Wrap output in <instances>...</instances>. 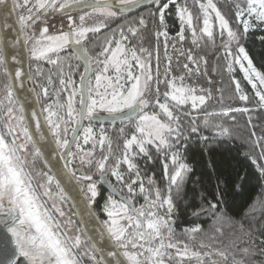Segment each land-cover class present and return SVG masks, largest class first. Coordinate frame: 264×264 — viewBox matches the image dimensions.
<instances>
[{
  "label": "snow or ice",
  "instance_id": "snow-or-ice-1",
  "mask_svg": "<svg viewBox=\"0 0 264 264\" xmlns=\"http://www.w3.org/2000/svg\"><path fill=\"white\" fill-rule=\"evenodd\" d=\"M0 6L7 15L19 10L22 40L16 43L36 63L28 78L41 106L29 119L15 94L25 73L9 72L8 59L16 57L0 46V232L10 235L15 249L7 256L0 242V264H20L21 258L24 264H252L264 257V240L257 241L250 227L228 217L218 203L192 213L197 220L211 214L206 238L195 221L177 236L173 196L192 172L181 159L182 141L199 135L201 124L231 138V126L210 118L238 125L241 114L252 125L253 113L264 116V72L244 44L251 31L264 29V0H151L150 6L144 0H11V5L0 0ZM144 7L146 14L128 18L131 10ZM170 12L178 21L174 35L166 19ZM57 17L62 27L50 33ZM41 61L53 68L45 70ZM237 70L252 96L235 79ZM217 77L228 83L227 92L223 83L216 87ZM201 78L207 86L186 83ZM226 95L242 106L225 105ZM213 101L218 110L210 111ZM196 113H203L202 121ZM117 121L121 126L111 133L103 126ZM260 127L264 132V123ZM251 137L264 159V134L251 130ZM45 147L49 156L63 160L55 174ZM154 155L166 187L141 173L138 158L152 162ZM41 160L47 171L37 170ZM258 167L264 177V166ZM73 182L88 209L102 195L100 185L109 184L101 207L106 218L95 217L101 236L110 241L107 250L74 229L70 217L63 219ZM138 198L143 199L139 206ZM225 229L247 240L224 245L218 237Z\"/></svg>",
  "mask_w": 264,
  "mask_h": 264
},
{
  "label": "trees",
  "instance_id": "trees-1",
  "mask_svg": "<svg viewBox=\"0 0 264 264\" xmlns=\"http://www.w3.org/2000/svg\"><path fill=\"white\" fill-rule=\"evenodd\" d=\"M189 3L191 4V2ZM222 3L221 1L218 4ZM223 10L225 12L228 11L227 5L224 6ZM147 11V7L136 10L129 13L128 18L131 19L134 16L146 14ZM169 16L167 20L173 23V28L169 29V32L171 35H174L178 27L173 20V12ZM54 23L55 27L50 28V33H55L57 29L62 27L59 17L56 18ZM261 36H264V30L257 29L251 31L244 44L254 61V65L259 71L264 72V41L260 39ZM217 43H219V38H217ZM189 45L190 41L186 42L185 47ZM204 51L211 58L212 51L208 49ZM161 55H163V49H161ZM211 62L215 64V61ZM29 65L30 74L33 75L32 65L34 63L32 64L29 61ZM41 66L45 70L53 68L52 65L47 63ZM234 77L241 82L245 93L252 96V90L238 70L234 74ZM206 79L201 78L199 81L195 79L191 81L186 80V83L207 86ZM221 83H223L224 90L227 92L229 90L228 83L220 81L217 77L216 87H220ZM224 103L225 105L235 103L242 106V102H233L228 99L227 95L225 96ZM213 108L218 110L214 101L211 102V107L208 110L211 111ZM196 115L200 116L201 121L203 120V113H196ZM236 115L239 121L238 125H233V122L228 118H210L215 123H222L225 127L231 126V138L216 136L210 129L203 128L201 124L202 130L199 135L192 134L188 140L182 141V159L190 165L192 172L188 175L182 191L178 195L175 192L173 193L174 202L177 206L174 215V229L177 236L181 235L183 229L193 226V221H195L204 229V235L201 238H206L213 224L211 214H202L197 220L192 213L199 211L201 207L207 208L208 202H212L218 203V206L235 222H243L246 228L250 227L257 241L264 240V177L261 176L258 167V165L264 166V159L260 157L261 149L254 147L252 143L255 138H250L251 130H255L258 136L264 134L260 127L264 123V116L253 113V124L248 125L247 116ZM108 126V131L111 133L121 125L117 123L113 127ZM202 137H208V139L204 140ZM253 159L256 160V163H253ZM138 162L141 173L146 179L154 175L158 184L166 187L167 182L162 179V165L155 155L152 162H149L146 158H141ZM100 189L102 195L98 197V201L106 193L101 187ZM92 207L94 208V205ZM99 217L102 221L100 215ZM218 239L224 245H232L233 243L242 245L247 240V237H235L229 233L228 229H225L224 236L218 237ZM233 251H236L235 247ZM261 260H264V257H256L253 259L252 264H260Z\"/></svg>",
  "mask_w": 264,
  "mask_h": 264
},
{
  "label": "water",
  "instance_id": "water-1",
  "mask_svg": "<svg viewBox=\"0 0 264 264\" xmlns=\"http://www.w3.org/2000/svg\"><path fill=\"white\" fill-rule=\"evenodd\" d=\"M8 3L9 5H11V0H8ZM150 3L151 0H144V4L146 6H149ZM140 9L131 10L129 13ZM18 40H22V34L20 33V26L18 23L16 12L11 11V14L7 15L0 11V46L7 45V51L11 53L12 56L16 57L15 61L12 60L11 56L8 59L9 72L14 73L15 70L19 69L25 73L22 82H18L16 84L15 94L19 104L24 105L26 115H28L30 119V114L33 110L38 112L40 111V105L35 103L34 93L32 91V89L34 88V84L33 81L28 78L29 76H31L28 50L23 46L22 43H16V41ZM13 44L15 45V47H12ZM41 123L43 124V117H41ZM117 123H119V121H117L115 124ZM96 124H100V122H97ZM103 124L110 125L112 127L114 126L109 122H103ZM31 131L33 132V134H35L36 130L34 125L31 127ZM42 131L47 133L46 127L42 128ZM44 154L46 158L51 159V164L53 165L52 174H55L57 169L62 167L63 160H58V157H56L54 153L49 156V150L47 147H45ZM41 162L44 165L45 161L41 160ZM100 187L107 193L110 190L109 184L107 182L101 184ZM68 191L69 195L66 200L84 237L86 239L91 238V241L95 243L98 248L107 250L109 247H111V244L106 235L102 237L100 232L98 231L100 225L95 217H98L101 221L99 215L93 207H91V209L85 207V204L82 202V198L75 190V182H73V187H70ZM89 211L92 213L91 216L89 215ZM4 241H7L9 245L8 249H5L6 255H14L15 249L14 246H12L10 243V235L6 232H0V242ZM20 263L24 264L23 258H21Z\"/></svg>",
  "mask_w": 264,
  "mask_h": 264
},
{
  "label": "rangeland",
  "instance_id": "rangeland-1",
  "mask_svg": "<svg viewBox=\"0 0 264 264\" xmlns=\"http://www.w3.org/2000/svg\"><path fill=\"white\" fill-rule=\"evenodd\" d=\"M221 1L223 2V0H214V2H216L217 4L218 3H221ZM189 2H193V0H189ZM16 13H17V17H18V12H19V10H16L15 11ZM169 15H171V12L168 14V16H167V18L169 19ZM166 18V19H167ZM18 19V18H17ZM176 19V17H175V15H174V13H173V20H175ZM175 22V21H174ZM167 24H168V28L169 29H172V26H173V23L171 22H169L168 20H167ZM257 29H260V30H264V29H261V28H257ZM257 29H255V30H257ZM28 50V49H27ZM169 53L171 54L172 53V49L171 48H169ZM63 55H67V53H65V54H63ZM28 56H29V61H31L32 62V64L34 63V65H32V69H33V71H34V69H35V67H36V63L35 62H33L32 61V59H31V57H30V55H29V52H28ZM55 58V57H54ZM44 63H47L46 61H41L40 62V64L42 65V64H44ZM72 63L73 64H75V63H77L76 61H75V59H73L72 60ZM48 64V63H47ZM49 65H51V64H49ZM239 71V70H238ZM241 73V72H240ZM31 75V74H30ZM241 75H242V77H243V74L241 73ZM3 80V73L2 72H0V81H2ZM33 81V80H32ZM245 81V80H244ZM246 82V81H245ZM247 83V82H246ZM247 85L249 86V84L247 83ZM249 88H250V86H249ZM251 89V88H250ZM252 90V89H251ZM253 92V91H252ZM99 126H100V124H96V127H97V129L99 128ZM103 126L107 129V130H109L108 129V125H105V124H103ZM141 158H138V160H140ZM181 159H182V153H181ZM182 161H183V159H182ZM184 162V161H183ZM37 170H44V171H47L46 170V168H44V165H43V163L41 162V161H38V163H37ZM113 183H114V179H113ZM100 191H101V189H100ZM53 192L55 193L56 192V189H55V187L53 186ZM108 195V193L106 192L105 193V195L103 196V198L100 200V201H98L97 200V202L95 203V204H93L94 205V208H95V211L97 212V214L98 215H100L101 216V218H102V220L103 219H105L106 217L104 216V214H103V212L101 211V207H102V205H103V203H104V200H105V198H106V196ZM43 199H47L46 197L45 198H43ZM49 203V206H50V204H51V201H49L48 202ZM141 203H143V199L142 198H138V201H137V206H139V204H141ZM63 210L65 211V213H66V217L65 218H63V219H67L68 217H70L71 218V220L73 221V225H72V227L75 229V228H78V229H80V227H79V225H78V223H77V221L75 220V218H74V216H73V213H72V211L70 210V207H69V204H68V202H67V200H65L64 201V203H63ZM81 231V230H80ZM81 234H83L82 232H81Z\"/></svg>",
  "mask_w": 264,
  "mask_h": 264
},
{
  "label": "flooded vegetation",
  "instance_id": "flooded-vegetation-1",
  "mask_svg": "<svg viewBox=\"0 0 264 264\" xmlns=\"http://www.w3.org/2000/svg\"><path fill=\"white\" fill-rule=\"evenodd\" d=\"M73 14L75 15V13H73ZM4 242H5V249H8V247H9L8 242L7 241H4Z\"/></svg>",
  "mask_w": 264,
  "mask_h": 264
},
{
  "label": "built area",
  "instance_id": "built-area-1",
  "mask_svg": "<svg viewBox=\"0 0 264 264\" xmlns=\"http://www.w3.org/2000/svg\"><path fill=\"white\" fill-rule=\"evenodd\" d=\"M174 21L176 22V24H177V27H178V21H177L176 19H175ZM172 28H173V26H172ZM170 35H171V34H170Z\"/></svg>",
  "mask_w": 264,
  "mask_h": 264
},
{
  "label": "bare ground",
  "instance_id": "bare-ground-1",
  "mask_svg": "<svg viewBox=\"0 0 264 264\" xmlns=\"http://www.w3.org/2000/svg\"><path fill=\"white\" fill-rule=\"evenodd\" d=\"M247 82V81H246ZM250 86V85H249ZM250 88H251V86H250Z\"/></svg>",
  "mask_w": 264,
  "mask_h": 264
}]
</instances>
